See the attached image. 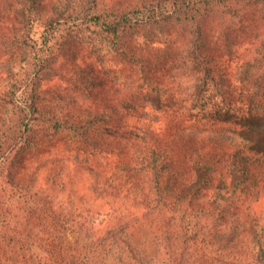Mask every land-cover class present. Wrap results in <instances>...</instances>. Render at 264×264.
Listing matches in <instances>:
<instances>
[{
    "label": "trees",
    "instance_id": "16d2710c",
    "mask_svg": "<svg viewBox=\"0 0 264 264\" xmlns=\"http://www.w3.org/2000/svg\"><path fill=\"white\" fill-rule=\"evenodd\" d=\"M1 1L0 264H264V38L249 35L231 72L216 64L222 19L264 0ZM173 18L192 32L184 72L177 39H133ZM73 25L135 78L119 61L58 65L56 33ZM68 75L75 93L48 96L44 81ZM83 173L113 209L93 239L59 198Z\"/></svg>",
    "mask_w": 264,
    "mask_h": 264
},
{
    "label": "rangeland",
    "instance_id": "374dc122",
    "mask_svg": "<svg viewBox=\"0 0 264 264\" xmlns=\"http://www.w3.org/2000/svg\"><path fill=\"white\" fill-rule=\"evenodd\" d=\"M3 1H5V6H7L9 0ZM42 1L44 3L48 0ZM1 4L2 1L0 0V9L2 6ZM2 15L3 14H0V16ZM39 16L41 21L36 22L34 27H32V36L35 41H41V39H43L46 25L44 21L48 20V14L46 11H42ZM186 22V20L178 21L175 18L167 21L165 25H162L166 32L165 36H162V34L160 35V29L157 26L153 28L142 26L139 28V33L135 35L136 38L134 36L133 39H136V42L139 44L143 42L142 39H144L145 36L152 37L153 40H164L166 38L177 39L176 45L170 48V52L171 54L173 53L176 55L180 53L178 47H181V53L179 56H181V72H184L189 63L187 48L189 47L190 40L193 38L191 37V29L186 26L188 25ZM216 33L220 38L217 39L216 36L213 39V42L217 39L219 40V43L223 45L221 47L222 52L219 54L216 63L219 66L218 72H231L232 69H234V67L236 68L237 64L242 61L244 49L248 46L247 42L249 35L253 37L261 36V38H264V3H248L243 1L238 13L234 15L229 14L226 18L222 19V24L219 26V30ZM98 36V34H94L82 26L73 25L69 28L67 26H62L57 31L55 37V40L64 43L61 47V43L59 44L60 48L56 53L59 58L58 65L65 64V66L68 67L71 65L76 67L80 66V72H83V69H86L90 65H97V62H104L106 66L114 71L119 67L118 65L116 66V61H119L118 64L124 67L123 70L119 72V75L128 80L135 78L137 74L136 67L131 68L130 66L132 65L124 64V61H122V55L111 49L109 43L103 41ZM158 46V48L161 49L159 51L166 56L167 52H169L167 45L159 44ZM150 47L153 48V46ZM0 54H3V52L0 51ZM68 72L72 76V70L68 69ZM49 74H52V72ZM69 78L70 76L68 75L66 79L56 77L52 81H44L43 89L46 90L48 96L54 98L61 95L72 96L75 93L76 83L72 81V78L71 81H69ZM107 84L109 87H112L113 85L111 82H108ZM78 86L80 85L78 84ZM65 140L66 138L63 136L57 137L54 141L48 140L41 150H49L51 148L49 143L55 142L57 144H62ZM35 151L38 150H32L28 153L29 158ZM49 153L50 152H47L45 155H48ZM81 176L82 179L78 183L80 192L75 196L71 195L70 197V192L64 191L60 193L59 198L68 211L73 215H78L80 217L82 222L80 236L93 239L104 231L108 222L113 217V209L107 199L91 196L89 191L91 182L88 175L83 173Z\"/></svg>",
    "mask_w": 264,
    "mask_h": 264
}]
</instances>
